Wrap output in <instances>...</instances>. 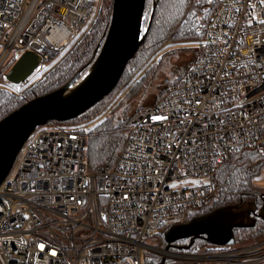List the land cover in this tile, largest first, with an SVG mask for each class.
Returning a JSON list of instances; mask_svg holds the SVG:
<instances>
[{
    "label": "built area",
    "instance_id": "obj_1",
    "mask_svg": "<svg viewBox=\"0 0 264 264\" xmlns=\"http://www.w3.org/2000/svg\"><path fill=\"white\" fill-rule=\"evenodd\" d=\"M96 1L0 0V80L20 52L38 66L68 54ZM86 129L47 123L24 143L0 185V264H147L162 252L147 241L212 195L215 164L264 155V0L220 1L182 79L126 121L112 161L91 168ZM168 255L264 264V238Z\"/></svg>",
    "mask_w": 264,
    "mask_h": 264
},
{
    "label": "trees",
    "instance_id": "obj_2",
    "mask_svg": "<svg viewBox=\"0 0 264 264\" xmlns=\"http://www.w3.org/2000/svg\"><path fill=\"white\" fill-rule=\"evenodd\" d=\"M113 1L104 0V6L101 8L91 29L67 54L63 60L64 63L59 64L43 81L23 91L21 95L6 89L0 90V121L25 103L58 91L64 88L76 75L79 74L80 78H82L88 72L99 54L109 31ZM220 1L145 0L143 12L144 41L132 60L128 62L119 82L127 73V69L132 62L136 63L137 67L140 68L150 58L156 57L161 50L164 49L162 54L170 52L173 49L169 46L171 44L198 43L204 39ZM170 47L172 49H168ZM189 66H187V69ZM182 77L175 81V84ZM172 85L174 84L169 85L161 96ZM136 86L137 89L133 87L129 92V97L135 92V89L136 91L139 90L140 84ZM103 99L74 119L66 122L52 121L49 123H89L90 121L88 120L95 118L98 112L94 111L93 115H88L102 103ZM140 108L127 116L126 120L123 117L119 120L99 121L89 129H86L88 132L86 159L92 169L115 158L122 144V130L125 123ZM263 171L264 155L249 149L236 151L232 153L229 160L215 164L212 173L214 182L212 195L205 201L206 203L204 202L201 206L192 209L189 212L191 215L186 218L184 223L211 214L219 209L239 208V210H248L247 207L249 206L251 209L250 218L254 221V225L235 228L233 231L235 243L241 245L249 244L264 238V187L255 183L256 178L261 176ZM207 201L209 202L208 204ZM261 212H263L262 215H260ZM171 227H161L158 233H162L165 236ZM216 247L208 243L205 236H200L177 241L169 248L179 254L199 255L213 251ZM148 255L147 264H174L177 262L164 259L157 254L148 253Z\"/></svg>",
    "mask_w": 264,
    "mask_h": 264
},
{
    "label": "water",
    "instance_id": "obj_3",
    "mask_svg": "<svg viewBox=\"0 0 264 264\" xmlns=\"http://www.w3.org/2000/svg\"><path fill=\"white\" fill-rule=\"evenodd\" d=\"M144 7L145 0H114L109 31L88 72L82 78L76 75L58 91L25 103L0 121V185L35 128L52 121L66 122L76 118L116 87L128 62L144 41ZM39 63L36 54L27 52L6 77L14 84L22 83ZM250 213V208L246 211L224 208L174 225L164 236L166 250L177 241L200 236H205L214 246H232L235 228L254 225Z\"/></svg>",
    "mask_w": 264,
    "mask_h": 264
},
{
    "label": "rangeland",
    "instance_id": "obj_4",
    "mask_svg": "<svg viewBox=\"0 0 264 264\" xmlns=\"http://www.w3.org/2000/svg\"><path fill=\"white\" fill-rule=\"evenodd\" d=\"M95 4L96 5L92 16L87 20L85 28L79 31V36L89 31L85 30L88 25L92 27L97 16L99 15L101 8L104 6V0H97ZM202 41L203 39L198 43L185 42L183 44H171L169 46H171L173 49L171 47L168 48L172 49L170 52L162 54L164 49L161 50L156 57L154 56L150 58L140 68L137 67L136 63L132 62L127 69V73L118 83L116 88L111 92V94H109V96L103 99L102 103H100V105L95 108L91 114L88 115L91 116L93 115V112L96 111L98 114L95 116V118L88 120L90 121L89 123H82V125L89 129L99 121L102 122L110 119L119 120L123 117H125L126 120L127 116H129L139 107L149 106L155 103L169 85L175 84V81L183 76L187 66L193 62L198 47ZM24 54V52H20L18 54L10 70L14 68V66L20 61ZM66 56L67 54L59 55L55 59L47 61L43 65L38 66V68L27 78L28 82L27 84L23 85L22 90L26 91L28 88L34 87L38 82L43 81L59 64L63 62ZM180 72H182V74H180ZM135 81L139 83H135ZM19 84L12 83L5 76L2 80H0V90L6 89L13 92L15 90L14 86ZM137 84H140V86L139 90L136 91ZM133 87L136 88L135 92H133L131 97H129L128 94L133 89ZM143 102L146 103L142 104ZM255 183L258 186L264 187V171L262 172L261 176L256 178ZM208 201L207 204L209 203ZM245 207H247V205H245ZM247 208L249 209V206ZM242 211H246V209H242ZM190 215L191 213H188L187 218ZM147 244L162 251L161 253H158L157 251H153V253L151 251L149 252L150 254H157L162 258L177 261L174 264H177L181 261L179 258H173L168 255V253H179H176V251H173V249L166 250L167 245L164 242V235L162 233H157L154 238L147 241Z\"/></svg>",
    "mask_w": 264,
    "mask_h": 264
},
{
    "label": "bare ground",
    "instance_id": "obj_5",
    "mask_svg": "<svg viewBox=\"0 0 264 264\" xmlns=\"http://www.w3.org/2000/svg\"><path fill=\"white\" fill-rule=\"evenodd\" d=\"M215 2V1H214ZM216 5V4H215ZM217 7V6H216ZM109 28V27H108ZM64 63V62H63ZM121 79V78H120ZM117 86V85H116ZM145 101V100H144ZM153 101V100H152ZM146 102H147V100H146ZM146 102H143L142 104H144V103H146ZM158 239V238H157ZM159 242V241H158Z\"/></svg>",
    "mask_w": 264,
    "mask_h": 264
},
{
    "label": "snow or ice",
    "instance_id": "obj_6",
    "mask_svg": "<svg viewBox=\"0 0 264 264\" xmlns=\"http://www.w3.org/2000/svg\"><path fill=\"white\" fill-rule=\"evenodd\" d=\"M154 119H160L159 117H154Z\"/></svg>",
    "mask_w": 264,
    "mask_h": 264
},
{
    "label": "flooded vegetation",
    "instance_id": "obj_7",
    "mask_svg": "<svg viewBox=\"0 0 264 264\" xmlns=\"http://www.w3.org/2000/svg\"><path fill=\"white\" fill-rule=\"evenodd\" d=\"M173 245H171L170 247H172Z\"/></svg>",
    "mask_w": 264,
    "mask_h": 264
}]
</instances>
